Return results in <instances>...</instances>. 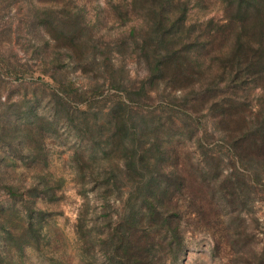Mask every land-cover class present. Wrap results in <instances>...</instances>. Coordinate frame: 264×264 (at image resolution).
<instances>
[{"label":"rangeland","instance_id":"rangeland-1","mask_svg":"<svg viewBox=\"0 0 264 264\" xmlns=\"http://www.w3.org/2000/svg\"><path fill=\"white\" fill-rule=\"evenodd\" d=\"M227 5L0 0V59L17 72L0 69V115L22 124L33 110L44 128L14 169L27 185L34 174L51 182L40 240L18 255L24 264H100L106 224L167 174L182 184L158 196L177 203L182 243L177 253L166 241L162 261L264 264V58L253 83L236 78L245 67L229 74L242 21ZM160 14L174 29L159 26ZM249 14L262 21L248 37L264 45V3ZM136 149L149 150L144 162Z\"/></svg>","mask_w":264,"mask_h":264},{"label":"trees","instance_id":"trees-1","mask_svg":"<svg viewBox=\"0 0 264 264\" xmlns=\"http://www.w3.org/2000/svg\"><path fill=\"white\" fill-rule=\"evenodd\" d=\"M160 9L165 8L164 5L168 0H152ZM227 7L235 6L236 12L239 14L241 32L238 34L236 45L230 51V65L234 66V70H230L239 76L242 67L241 81H256L254 75L256 65L260 58H264V45L251 43L249 37L258 35L261 15L254 19V23L247 21L250 17L249 8L256 7L264 3V0H227ZM255 17V15H251ZM44 17V16H43ZM46 23L45 18H41ZM159 26L166 25L174 29L176 21H169L163 14L158 16ZM135 29H131L129 35L134 37ZM158 45L165 42L166 38L163 34L156 32L153 34ZM249 35V37H248ZM166 43V42H165ZM145 49L143 44L142 50ZM242 59L245 60L241 66ZM241 66V67H240ZM0 69L3 75L17 77V72L0 59ZM235 78V79H236ZM247 82V83H248ZM58 95V94H57ZM65 101L64 98L58 97ZM4 104L0 103V107ZM26 122L20 123L19 118L15 117L14 112H5L0 115V192L4 201L0 202V264H24L19 260L18 255L23 254L24 246L36 247L40 240V232L43 223L46 220L47 213L42 208L44 199L50 195V181L42 178L38 174H34L30 180V184H25V174L23 171L14 169L13 162L23 159L26 144L29 137L38 144L43 139L42 126L39 127L41 118L31 110L26 113ZM263 135V134H262ZM139 141L136 134H132L131 144H137ZM138 146V144H137ZM136 149L135 155H140V162L146 160L149 150L143 151ZM141 152V153H140ZM179 183H168L169 180L174 181L172 174L164 175L163 183L149 184L147 192L143 193L139 205L130 207L125 215L119 218V221L111 226L106 224L105 238L101 241L100 250L103 261L100 264H166L158 256L160 247L167 241L169 246L174 242V251L177 253L181 247V219L176 202L173 197H160L159 194H165L171 187L177 189L181 186L182 181L179 175L176 177ZM152 182H155L152 181ZM165 185L164 188L160 187ZM149 191V192H148ZM20 209V210H19ZM22 216L20 215V212ZM18 216L21 219V227L16 228L11 224V218Z\"/></svg>","mask_w":264,"mask_h":264}]
</instances>
